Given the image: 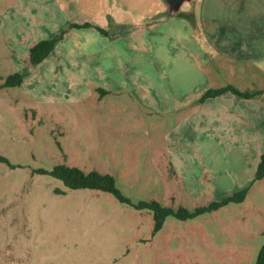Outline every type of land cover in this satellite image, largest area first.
Returning a JSON list of instances; mask_svg holds the SVG:
<instances>
[{
    "label": "rangeland",
    "instance_id": "rangeland-1",
    "mask_svg": "<svg viewBox=\"0 0 264 264\" xmlns=\"http://www.w3.org/2000/svg\"><path fill=\"white\" fill-rule=\"evenodd\" d=\"M10 3L0 0V264H254L264 243V177L253 181L259 147L234 144L228 130H203L197 117L170 108L175 97L192 100L202 78L190 72L180 85L176 58L150 50L147 33L139 58L126 49L124 70H103L120 91L72 85L54 55L45 72L26 69ZM250 25L223 33L233 47L245 42L254 51L260 23ZM15 72H23L21 84L3 86ZM219 82L227 85L224 74ZM60 163L112 174L133 202L155 199L174 210L248 188L241 201L192 218L168 216L153 233L149 211L40 172Z\"/></svg>",
    "mask_w": 264,
    "mask_h": 264
},
{
    "label": "crops",
    "instance_id": "crops-1",
    "mask_svg": "<svg viewBox=\"0 0 264 264\" xmlns=\"http://www.w3.org/2000/svg\"><path fill=\"white\" fill-rule=\"evenodd\" d=\"M23 1L11 0L12 7L8 11L14 14L13 26L19 33V37L15 36L18 41L14 47L21 53L28 57L33 43L57 36L65 30L53 53L33 65L34 71L42 69L38 72H45L47 67H51L54 55V65L61 63L69 69L68 78L72 85L85 84L92 89L111 87L113 92L120 91L119 86L115 87L108 76H104L103 70H124L126 49L139 58L147 33L150 50L155 47L158 55L171 54L176 58L172 63L175 68L181 69L180 85H187L190 72L204 82L193 101L188 95L175 97L176 104L170 108L180 110L187 119L197 117L196 125L203 130H221L222 136L228 130L231 134H228V140L234 144L256 143L261 153L264 147V0H194L193 7L190 8L189 3L181 8L179 15L169 17L164 0ZM252 21L260 23L254 31L262 39L258 45L260 49L247 52L245 42L233 47L223 30L233 24L252 29ZM72 23H90L105 32H99L93 26L69 27ZM249 32L253 33V30ZM10 41L12 45L11 36ZM235 51L238 56H234ZM68 53L78 54L79 58L68 59ZM61 54L67 56L66 61ZM28 65L29 62L26 69ZM131 69L138 67L131 66ZM222 74L226 77V84L241 91L260 90L262 93L251 98L225 93L197 102L206 89L223 86L219 82ZM117 75L123 79L122 75ZM117 75L110 76L118 80ZM131 81L136 83L135 79ZM144 96L146 99L149 95L145 92ZM194 101L195 104H191ZM215 137L214 140L219 141Z\"/></svg>",
    "mask_w": 264,
    "mask_h": 264
},
{
    "label": "trees",
    "instance_id": "trees-1",
    "mask_svg": "<svg viewBox=\"0 0 264 264\" xmlns=\"http://www.w3.org/2000/svg\"><path fill=\"white\" fill-rule=\"evenodd\" d=\"M88 26H93V25H91L90 23H83L81 25L72 23L69 25V27H75V28L88 27ZM93 27H95L100 32H105L99 26H93ZM64 33L65 30H62L57 36H53L47 39H41L33 43L29 47V51H28L29 62L32 65H37L41 61H43L54 50L56 43L63 37ZM23 75H24L23 72L12 73L4 80L2 85L5 87L20 85L23 80ZM225 93H231L236 97L251 98L259 95L260 93H262V91L260 90L241 91L236 87L227 84L222 87L209 88L205 90L197 99V102H203L208 98H215ZM262 129L264 131V120L262 122ZM0 161H6V158L0 157ZM40 172L49 174L50 176L57 178L67 188L70 189L87 188V189L101 190L104 192L111 193L121 203L126 204L136 210L149 211L152 215V220H153V233L158 232L162 228L163 223L166 217L168 216H172L177 219L192 218L194 216L203 214L204 212L217 209L220 206L241 201L248 188V186L244 187L241 190L231 193L220 200L211 201L207 205L197 206L192 211H189L182 206H179L177 209L174 210L172 207L163 205L155 199L138 200L136 202H133L132 200L125 197L121 193L120 189L117 186L115 177L109 173H102L97 170L85 171L84 169L78 166L75 165L70 166L64 163L56 164L52 166V168L49 170L42 169L40 170ZM263 177H264V147L259 155V161L256 166L253 181L260 180ZM254 264H264V243L258 250Z\"/></svg>",
    "mask_w": 264,
    "mask_h": 264
},
{
    "label": "water",
    "instance_id": "water-1",
    "mask_svg": "<svg viewBox=\"0 0 264 264\" xmlns=\"http://www.w3.org/2000/svg\"><path fill=\"white\" fill-rule=\"evenodd\" d=\"M167 8H166V13H167V17L169 16H177L182 12L181 6L184 2H188L192 5L193 7V3L194 0H164ZM190 12H192V9L190 10ZM196 29V27H194ZM29 69L33 68V65L29 62L28 65Z\"/></svg>",
    "mask_w": 264,
    "mask_h": 264
}]
</instances>
